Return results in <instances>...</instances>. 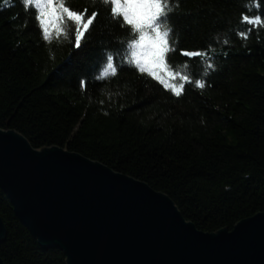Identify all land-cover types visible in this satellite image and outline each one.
<instances>
[{"label":"trees","instance_id":"16d2710c","mask_svg":"<svg viewBox=\"0 0 264 264\" xmlns=\"http://www.w3.org/2000/svg\"><path fill=\"white\" fill-rule=\"evenodd\" d=\"M67 5L96 12L80 48L55 33L46 43L19 0L0 4V129L146 184L203 233L264 213V25L241 22L245 13L264 17V0H180L167 63L205 82L186 83L180 96L135 69L127 55L135 34L107 6ZM64 28L72 35L71 22ZM182 50H207L210 59ZM109 54L117 74L98 79ZM0 218L3 264H66L62 251L36 243L2 191Z\"/></svg>","mask_w":264,"mask_h":264},{"label":"water","instance_id":"95a60500","mask_svg":"<svg viewBox=\"0 0 264 264\" xmlns=\"http://www.w3.org/2000/svg\"><path fill=\"white\" fill-rule=\"evenodd\" d=\"M1 190L20 224L67 264H264V213L204 234L146 184L0 129Z\"/></svg>","mask_w":264,"mask_h":264},{"label":"snow or ice","instance_id":"6c2138e0","mask_svg":"<svg viewBox=\"0 0 264 264\" xmlns=\"http://www.w3.org/2000/svg\"><path fill=\"white\" fill-rule=\"evenodd\" d=\"M93 2L107 6L111 19L115 20L119 17L122 25L130 26L135 38L127 41V55L131 57V64L138 72L146 73L176 96L182 94L186 83H195L201 89L205 87L202 79L193 81L188 75L173 71L167 63L168 54L175 51L170 43L175 31L172 17L180 7V0H93ZM3 3L4 0H0V4ZM19 3L23 8L33 10L39 35L46 43L51 39V34L55 33L57 37L63 35L69 42H73L75 48H80L84 33L93 24L96 15L93 10L85 17V11L71 9L67 5V0H19ZM254 7L259 9L260 3L257 2ZM67 22H71L73 26L72 35L65 31L64 25ZM241 22L251 26H261L264 25V17L260 14L250 16L245 13ZM240 36L247 38L245 33H240ZM224 42L228 43L227 40ZM212 52L214 53V49ZM181 54L191 59L197 57L210 59L207 50H182ZM208 68H214V64L209 62ZM109 73L112 75L116 73L113 56L110 54L106 56V63L97 78L103 79ZM79 83L83 88L85 82L81 80Z\"/></svg>","mask_w":264,"mask_h":264},{"label":"rangeland","instance_id":"374dc122","mask_svg":"<svg viewBox=\"0 0 264 264\" xmlns=\"http://www.w3.org/2000/svg\"><path fill=\"white\" fill-rule=\"evenodd\" d=\"M2 130V129H1ZM3 131H5V130H3ZM27 142V141H26ZM31 147V146H30ZM46 148V147H45ZM49 148H52V147H49ZM49 148H46V149H49ZM57 148H60V149H62V150H64V151H66V152H70V151H67V150H65L64 148H61V147H57ZM34 150V149H33ZM35 150H37V149H35ZM45 150V149H44ZM37 151H39V152H41L42 150H37ZM70 153H72V152H70ZM74 154H77V153H74ZM77 155H81V154H77ZM82 156V155H81ZM82 157H84V156H82ZM84 158H86V157H84ZM87 159V158H86ZM88 161H90V162H95L94 160H90V159H87ZM96 163H98V162H96ZM101 166H105L104 164H101V163H99ZM105 167H107V166H105ZM108 168V167H107ZM109 170H111L110 168H108ZM112 171V170H111ZM113 172V171H112ZM114 173V172H113ZM115 173H117V172H115ZM118 174H120V173H118ZM122 175H124V174H122ZM125 177H127L126 175H124ZM129 177V176H128ZM129 178H131V177H129ZM131 179H133V178H131ZM133 180H135V179H133ZM136 181V180H135ZM136 182H138V181H136ZM140 182V181H139ZM2 191V190H1ZM3 192V191H2ZM158 193V192H157ZM3 194L5 195V193L3 192ZM6 196V195H5ZM6 198H7V196H6ZM168 199L170 200V198L168 197ZM171 201V200H170ZM172 202V201H171ZM173 206H175L174 204H173ZM176 207V206H175ZM177 208V207H176ZM177 211L179 212V210L177 209ZM13 212V211H12ZM179 214H180V216L182 217V215H181V213L179 212ZM15 215V214H14ZM16 218V217H15ZM251 218V217H250ZM1 219V218H0ZM17 219V218H16ZM183 219L185 220V218L183 217ZM247 219V218H246ZM1 221H2V219H1ZM18 221V220H17ZM19 222V221H18ZM185 222L187 223V222H190L189 220H185ZM241 222V221H240ZM3 223V222H2ZM20 223V222H19ZM192 223V222H191ZM238 223V222H237ZM236 223V224H237ZM236 224H235V226H236ZM4 225V224H3ZM23 226V225H22ZM194 226V225H193ZM235 226L233 227V228H235ZM24 227V226H23ZM194 228H195V226H194ZM24 229H25V227H24ZM197 229V228H196ZM25 230H27V229H25ZM197 230H199V229H197ZM200 231V230H199ZM228 231V230H227ZM233 231V229L231 230V231H228V232H232ZM28 232V231H27ZM202 232V231H201ZM29 233V232H28ZM204 234H206V233H204ZM208 234V233H207ZM215 234V233H214ZM6 235V226H5V233H4V236ZM30 235V234H29ZM209 235V234H208ZM31 237L33 238V236L31 235ZM5 238H6V236L5 237H3V239H1L0 240V244H2L3 243V241L5 240ZM35 241H36V243L39 245V246H41V247H43V248H45V249H50V248H55V249H58V248H56V247H54V246H50V247H45V246H42V245H40L39 244V242H37V240L35 239V238H33ZM60 251V250H59ZM65 257V256H64ZM67 259V258H66ZM2 261V260H1ZM67 261V260H66ZM3 263V262H2ZM67 264V263H66Z\"/></svg>","mask_w":264,"mask_h":264}]
</instances>
